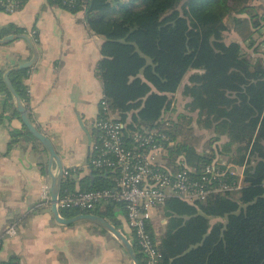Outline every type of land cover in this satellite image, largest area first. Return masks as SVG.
<instances>
[{
  "label": "trees",
  "instance_id": "16d2710c",
  "mask_svg": "<svg viewBox=\"0 0 264 264\" xmlns=\"http://www.w3.org/2000/svg\"><path fill=\"white\" fill-rule=\"evenodd\" d=\"M27 1H20L19 10ZM254 1H50L72 14L84 11L89 30L104 38L97 71L103 95L125 125L126 137L147 130L170 137L171 144H164V160L174 171L184 164L200 173L222 159L243 169L236 192L195 205L176 198L166 201L161 207L167 220L164 234L157 237L152 225L149 228L161 254L160 264H264V13L252 5ZM227 20L234 23L231 30L237 36L229 44L224 40L230 31ZM12 34L28 33L13 25L0 28V39ZM29 35L37 44V35ZM238 41L254 48L256 57L248 55ZM31 71L10 74L28 111L26 80ZM190 72L182 91L185 112L177 120H164L176 111L174 97ZM4 75L0 70V93L6 96L0 119H20ZM194 122L199 130L211 133L209 144L226 139L220 153L202 149L207 134L198 133ZM24 130L12 132V137L37 141L25 126ZM178 137L181 142L176 146ZM126 139L130 144L132 140ZM78 174L79 170L73 171L61 190L96 192L116 186V175L105 170L97 171L94 179L78 180ZM118 208L122 210L108 204L106 211L93 214L119 230ZM82 213L70 210L61 215L74 218ZM133 248L140 264H145L136 241Z\"/></svg>",
  "mask_w": 264,
  "mask_h": 264
},
{
  "label": "crops",
  "instance_id": "0c3cea01",
  "mask_svg": "<svg viewBox=\"0 0 264 264\" xmlns=\"http://www.w3.org/2000/svg\"><path fill=\"white\" fill-rule=\"evenodd\" d=\"M9 25L38 37V61L26 80L32 123L51 140L64 169L79 170L78 180L94 179L96 172L88 163L95 136L92 124L104 97L97 71L104 38L89 30L85 12L72 14L49 0H28L14 14L0 12V28ZM32 57L24 40L0 45V70L6 73ZM182 91L181 86L175 96ZM5 97L0 93V114ZM12 132H25L21 119H0V261L134 264L109 232L88 223L59 224L51 208L41 206L42 190L51 186L50 172L57 166H50L39 142L14 138ZM159 217L160 225L153 226L157 237L167 227L164 212ZM10 227L17 230L15 237L4 236Z\"/></svg>",
  "mask_w": 264,
  "mask_h": 264
},
{
  "label": "built area",
  "instance_id": "2783aa9c",
  "mask_svg": "<svg viewBox=\"0 0 264 264\" xmlns=\"http://www.w3.org/2000/svg\"><path fill=\"white\" fill-rule=\"evenodd\" d=\"M20 1L0 0V12H18ZM99 109V116L92 124L95 136L88 165L96 171L115 174L116 186L112 190L96 192L61 190L57 210L60 213L76 210L90 214L98 209L106 211L108 204L121 206L131 231L128 237L130 243L137 242L145 264H160L161 254L149 229L150 225L154 226L151 211L161 209L171 198L195 205L212 196L236 192L241 188L243 169L231 167L222 159L219 164L210 165L200 173L184 164L174 171L164 160V144H171L170 137L159 130L137 131L126 137L125 125L113 117L115 111L105 97L100 101ZM126 138L132 140L130 144ZM73 171L64 169L62 184L72 178ZM238 177L240 181L236 180ZM51 205V186H46L42 190L41 206L51 208ZM16 235L14 227L8 228L4 234L9 237ZM2 239L3 236L0 237V249ZM0 264L9 263L0 261Z\"/></svg>",
  "mask_w": 264,
  "mask_h": 264
},
{
  "label": "water",
  "instance_id": "95a60500",
  "mask_svg": "<svg viewBox=\"0 0 264 264\" xmlns=\"http://www.w3.org/2000/svg\"><path fill=\"white\" fill-rule=\"evenodd\" d=\"M17 40H24L25 42H27V44L29 45L30 49L33 52V57L31 58V60H29L25 63H22L16 67L12 68L8 72H6L4 75V80H5V83L7 84L9 91L14 96L15 109L20 115V119L22 121V124L26 127L28 132L37 140V142H39L44 147V149L47 151V153L49 155L50 166L52 167L54 163L57 166L55 173L50 172L51 178H52L51 212H52L55 220L59 224L66 225V226L73 225L77 222L85 221V222H89L91 224L98 226L99 228L106 230L107 232L112 234L120 242V244L125 249V251L127 252L128 256L130 257L132 262L134 264H140V262L138 261L137 255L134 251L133 245L130 243L128 238L122 232H120V230H118L110 222H108V220H106L105 218L98 216L96 214H93V213L80 214L74 218H65L57 210L56 203H57L60 191H61L62 181H63V172H64L62 161H61L58 153L56 152V149H55L54 145L52 144L51 140L46 135H44L32 123V121L30 119L29 111L27 110L25 104L22 102L20 97L16 94V92L12 86V83L10 81V74L12 71L30 69V68L35 66V64L38 61V57H39L38 50L36 48V45H35L33 39L28 34H12V35L6 36V37L0 39V45H7V44H10V43L17 41ZM91 171L97 172L94 169ZM92 178H93V175H92Z\"/></svg>",
  "mask_w": 264,
  "mask_h": 264
},
{
  "label": "rangeland",
  "instance_id": "374dc122",
  "mask_svg": "<svg viewBox=\"0 0 264 264\" xmlns=\"http://www.w3.org/2000/svg\"><path fill=\"white\" fill-rule=\"evenodd\" d=\"M252 5L257 6L258 9H259V12L264 13V1L255 0L252 3ZM227 22H228V25H229L228 27H230V31L225 32V34H224V40H225V42L227 44H229V43H231L232 41H234L236 39V34L233 32V30H231V29L234 28V23H232V20H227ZM256 38H257V42H260L262 40V39L258 38V36ZM238 42H240V44L242 45V47L244 48V50L246 51V53L248 55H250L252 57H256V54L254 53V51H255L254 48H248V46L245 43H242L241 41H238ZM192 73L193 72H190L185 77V79H184V81L182 83V90H183V87L188 84L189 77L192 75ZM174 99H175L174 104H175L176 111L174 113H170V115L167 114V116H165V119H164L166 121L171 120V119L177 120L179 114L185 112L184 111V106L186 105L187 100L183 97L182 92L179 93L177 96H175ZM194 116H195V119H196L197 118V115L194 114ZM113 117L115 119H119V115L116 112L113 113ZM193 125L196 128V130L198 131V133H200V134L201 133L207 134V136H206L207 138L206 139H208V140L205 141V142H203L202 149H204L206 153H214V152L216 154H218V152L220 153L221 152L220 146H222V144H224L226 142V139H223L222 138V140L220 142H213V143L209 144V137H210L209 134H211V133L208 132V131L199 130L198 129V126L196 125L195 122L193 123ZM180 142H181V138L178 137L177 140H176V142H175V145L177 146ZM201 151H203V150H201ZM178 158H179L178 160L181 159L180 157H178ZM162 213H163V210L162 209H159V210L156 209V210H152L151 211V218H152L153 223L156 226L160 225V219H159L160 217L159 216L162 215ZM116 215H117L116 216L117 217V220L122 225V228L119 229L120 232H122L128 238L131 235V231L127 227V221L125 219L123 210H121L120 208H118L116 210ZM161 219H163V218L161 217ZM77 223H79V224H87V223L88 224H91V223L85 222V221H81V222H77ZM77 223H75V224H77ZM92 226H95L96 227V225H94V224H92ZM162 234H163V232H162ZM159 237H162V235H159ZM116 244H119V243H116ZM116 244L114 245V247L115 248H118Z\"/></svg>",
  "mask_w": 264,
  "mask_h": 264
}]
</instances>
